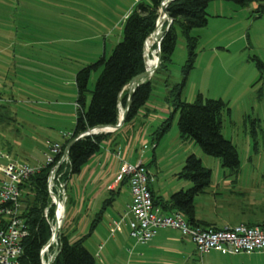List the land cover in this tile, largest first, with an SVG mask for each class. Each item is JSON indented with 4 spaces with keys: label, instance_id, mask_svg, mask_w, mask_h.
Instances as JSON below:
<instances>
[{
    "label": "rangeland",
    "instance_id": "1",
    "mask_svg": "<svg viewBox=\"0 0 264 264\" xmlns=\"http://www.w3.org/2000/svg\"><path fill=\"white\" fill-rule=\"evenodd\" d=\"M137 1L0 0V166L46 164L50 145L63 143L75 127L77 72L111 55L123 39L125 18ZM256 7L255 3L241 6L225 0L210 1L207 26L191 33L198 37L197 55L181 95L188 103L194 102L198 93L205 99H223L228 103L230 110L225 109L222 114V133L238 151L243 178H248L253 168L264 174V68L260 70L256 62L257 58L264 62V14L258 18ZM160 13L161 9L159 16ZM172 22L169 17L161 19V26L158 24L155 31L159 27L158 32L163 35ZM176 35L177 43L170 61L160 64L150 76L152 94L145 108L152 110L151 116L163 115L162 108H167L169 113L164 117L168 118L174 110L176 97L171 90L182 81L189 58L186 36L180 26L176 27ZM161 39L159 37L158 41ZM151 49L152 56L155 52L158 55V42L155 41ZM145 52L148 58L150 53ZM98 75L95 71L91 74V90ZM125 90L129 92V87ZM179 115V112L174 114L170 128L155 147L153 132L164 120L151 124L146 118L147 126L143 130H149L144 136L150 145L139 150L132 162L137 164V158L144 152L146 157L142 162L153 174L152 184L156 189L160 187L168 198L172 193L193 186L180 177V172L187 157L194 154L211 169V185H214L208 187L205 194L195 197L196 213L223 225L225 216L214 211L213 191L215 186H223L227 171L219 158L206 154L193 141L181 140ZM3 178L0 172V180ZM79 184L78 176L68 181L66 194L70 200L65 202L67 212L61 227L73 238L80 229H76L69 211L81 206L79 190L83 184ZM121 187L115 199L120 207L130 200L128 185L123 183ZM111 196L110 193L102 196L98 209L91 215L92 220ZM105 210L115 213L109 204ZM88 233L89 229L85 234ZM119 234L113 237L106 221L94 228L85 246L95 256L96 264L125 263L127 253L123 250L119 259L108 256L106 244L114 242L110 239L119 238ZM45 254L44 262L48 264L54 252Z\"/></svg>",
    "mask_w": 264,
    "mask_h": 264
},
{
    "label": "trees",
    "instance_id": "2",
    "mask_svg": "<svg viewBox=\"0 0 264 264\" xmlns=\"http://www.w3.org/2000/svg\"><path fill=\"white\" fill-rule=\"evenodd\" d=\"M164 0H138L125 18L123 39L113 49L107 58L103 56L97 62L81 68L76 75L77 86V114L76 124L70 136L62 144L63 152L71 144L68 152L70 164H62L59 172H64L62 179L68 181L79 175L90 159L102 151L103 144L111 138L113 132H104L96 135L79 136L97 126H114L119 123L120 106L127 107L129 92L126 86L136 76L146 71L145 43L155 34L159 18V10ZM211 0H171L167 6V14L173 24L165 31L161 39V66L169 62L176 47V27H181L186 36L189 58L183 69V79L173 86L172 115L162 122L154 132L155 140H161L170 128L174 114L179 112L178 127L182 141H193L203 152L219 158L222 167L230 174L236 175L241 168L238 151L231 140L222 133V114L228 109V103L223 99H205L198 93L192 103L181 99L182 91L186 86L188 76L194 68L198 37L192 36V30L207 26L209 14L207 8ZM241 6L257 4V17L264 14V0H225ZM150 59L153 66L156 64L157 54L150 48ZM260 70L264 62L256 59ZM160 66V67H161ZM159 67V68H160ZM99 72L93 90L89 88L92 72ZM152 94V83L148 80L141 83L135 90L129 105L125 122L135 119L149 101ZM73 142V143H72ZM62 152V153H63ZM54 164H45L20 185L22 192V217L28 229V235L23 239V254L20 264H43L45 256L43 249L50 243L53 231L50 221L55 217V206L48 190V177ZM180 177L192 182L193 186L187 190H180L164 201L158 202L152 192L154 202L160 205L165 212H181L187 221L196 226L215 227L207 225L195 218V197L207 192L212 183V171L204 166L202 160L191 154L187 157ZM128 183L127 178L120 183ZM66 184V185H67ZM119 193V190L117 191ZM70 200V198H68ZM67 199V202H68ZM114 197L106 200L111 205ZM48 209V217L45 210ZM67 212V208H66ZM102 211L91 225L90 232L77 239L66 228L58 234L59 250L52 264H95V256L85 246V240L91 235L101 220ZM255 226L253 224H248ZM4 225L0 224V230ZM218 228V227H216ZM56 244H52L49 252H56Z\"/></svg>",
    "mask_w": 264,
    "mask_h": 264
},
{
    "label": "crops",
    "instance_id": "3",
    "mask_svg": "<svg viewBox=\"0 0 264 264\" xmlns=\"http://www.w3.org/2000/svg\"><path fill=\"white\" fill-rule=\"evenodd\" d=\"M145 106L140 109L135 119L130 122H124L112 134L111 138L103 144L102 151L94 155L84 166L82 172L77 175L80 182L79 185L83 184V187L79 190V194L82 195L80 208L74 207L69 211V217L76 224V229H80L77 237H74L73 240L87 235L85 232L88 229L90 232L91 225L95 220L91 219V215L98 209L102 196L110 193L114 197L111 206L115 213L112 210H105L107 198L102 209L99 211H102L103 214L97 225L106 221L113 237L117 233H120L119 238L110 239L114 242H107L106 244L108 256L113 260L119 259L118 255L123 250L127 253L124 264H264V252L255 255L254 253L226 254L211 251L201 255L197 251L193 240L178 229L161 228L156 236L146 244H137L128 236V224H125V230L121 227L114 231V223L121 218L127 205L132 202L131 189L127 182L130 200H128L125 206L121 207L117 204V200H115L116 195L118 196L122 189V183L116 182L121 159L124 158L126 161L134 164L132 161L136 153H139V150L141 152L142 148L146 149L150 145V141L146 139L149 130H143L147 126L146 118L152 124L157 122V120H166L167 118L164 116L166 113H169V109L162 108L163 115L153 114L151 116L152 110L146 109ZM123 109L125 107L120 106V110ZM159 141L155 139L152 141L154 142V147L158 145ZM143 153L137 158L139 162H144L145 160L146 155ZM118 154H120V157H118ZM249 171L252 174L248 178L242 177V168H240L239 173L236 175L224 172V176L227 178L222 180L223 186L221 188L215 186L216 189L213 191L214 211L217 214L225 216L223 218V225H218L217 221H210L199 217L196 209L195 218L207 225L219 228L242 223L264 225V174L256 168ZM150 175L152 176L153 174L150 173ZM211 186L212 188L214 187V185ZM150 187L158 202H164L171 197L167 198L162 189L160 187L156 189L152 182ZM118 190L119 193L117 192ZM219 218L221 219V217ZM122 261L124 262V260ZM116 264L120 263L116 262Z\"/></svg>",
    "mask_w": 264,
    "mask_h": 264
},
{
    "label": "built area",
    "instance_id": "4",
    "mask_svg": "<svg viewBox=\"0 0 264 264\" xmlns=\"http://www.w3.org/2000/svg\"><path fill=\"white\" fill-rule=\"evenodd\" d=\"M69 136L67 134L65 138ZM62 152L61 143L51 144L46 162L54 164L48 177V190L55 206V217L50 221L53 233L59 207L61 204L66 207L65 202L68 199L67 183L62 179L65 170L59 172V169L62 164L66 169L70 159L66 150ZM41 167L18 163L0 166V172L4 175L0 180V224L4 225L0 230V264H20L23 239L28 235L27 225L22 217L20 185ZM125 178L131 189L132 202L127 205L120 220L114 223V231L123 224H128L129 235L137 244L150 242L161 228H173L189 236L201 255L211 251L226 254L264 251V225L251 226L242 223L221 228L192 225L181 212L168 213L155 204L150 187L152 177L143 162L132 164L124 158L121 159L116 182ZM45 216L48 217V209L45 210ZM54 244L58 245L57 241Z\"/></svg>",
    "mask_w": 264,
    "mask_h": 264
},
{
    "label": "water",
    "instance_id": "5",
    "mask_svg": "<svg viewBox=\"0 0 264 264\" xmlns=\"http://www.w3.org/2000/svg\"><path fill=\"white\" fill-rule=\"evenodd\" d=\"M171 2V0H164L162 2V6H161V13H160V16L158 18V21H157V25L159 24L160 20L161 19H165L166 17H168V14H167V6L169 5V3ZM168 29V28H167ZM154 33H152L151 37L153 36ZM164 34V33H163ZM162 33L160 34V37H162ZM156 42H158V55H157V62H156V65L153 69H149L148 66L146 68V71L138 76H136L135 78H133L130 83L127 85L129 87V102L127 104V107L123 110H120V113H119V123L117 125H114V126H97V127H94V128H91L90 130H88L87 132L81 134L79 136L80 137H84V136H88V135H96V134H99V133H104V132H113L117 129H119L125 122V118H126V115H127V112H128V109H129V105H130V101H131V98L136 90V88L141 84V83H144L148 80H150V76L160 67V64H161V41L159 42L158 39H156ZM147 43V41H146ZM146 43H145V51H146ZM145 56H146V52H145ZM146 65H147V62H146ZM126 86V87H127ZM73 143V142H72ZM70 146L71 144L67 147L66 149V152L68 153L69 150H70ZM58 199V198H57ZM65 212H66V207H65ZM54 233L52 235V238H51V241L50 243L43 249L42 251V256L45 255V253L49 250L50 246L52 244H54L56 241H57V238H58V234L61 230V227L59 225V221L56 220L55 222V225H54ZM56 252L54 253V255L52 256L50 262L48 264H52L55 260V257L57 255V252L59 250V247L58 245H56ZM43 264H46L43 260Z\"/></svg>",
    "mask_w": 264,
    "mask_h": 264
},
{
    "label": "bare ground",
    "instance_id": "6",
    "mask_svg": "<svg viewBox=\"0 0 264 264\" xmlns=\"http://www.w3.org/2000/svg\"><path fill=\"white\" fill-rule=\"evenodd\" d=\"M161 23H162V22H161ZM161 23L159 24V27L161 26ZM159 27H158V28H159ZM160 29H161V28H160ZM157 30H158V29H157ZM157 30H156V31H157ZM156 31H155V32H156ZM155 32H154V34H155ZM154 34H153V35H154ZM160 34H161V31H159V32L157 33V35L154 36V38H152L151 40H149L148 43H146V51H147V52H150V48H151L152 44H154V42L156 41V39H158V38L160 37ZM146 62H147V66H148L149 68H152V67H153V63H152V61H151V59H150V54H149L148 58L146 57ZM156 62H157V59H156ZM155 65H156V64H155ZM64 215H65V206H64V204H61V206L59 207V210H58V214H57L60 227H62L63 219H64Z\"/></svg>",
    "mask_w": 264,
    "mask_h": 264
}]
</instances>
